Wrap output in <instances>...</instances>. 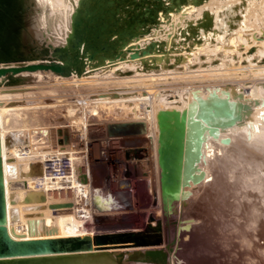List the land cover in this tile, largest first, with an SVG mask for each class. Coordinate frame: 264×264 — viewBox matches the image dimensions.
<instances>
[{
  "label": "bare ground",
  "instance_id": "6f19581e",
  "mask_svg": "<svg viewBox=\"0 0 264 264\" xmlns=\"http://www.w3.org/2000/svg\"><path fill=\"white\" fill-rule=\"evenodd\" d=\"M189 1L0 0V68L6 69L0 77L9 74L10 77L17 75L13 79L16 83H26L46 77L47 72L49 75L53 73L57 78L65 77L69 72L78 73L87 67L91 68L89 72L97 69L113 72L131 68L134 69V74L142 72L144 62L150 65L157 63L161 70L178 61L187 67L188 62L194 60L190 52L188 36L194 29L204 31L205 24L202 18H200L202 22L197 24L190 18V20L184 18L183 13H186L184 11L193 10ZM231 5L230 7L233 6ZM237 5L239 4L235 7H238ZM227 10L229 11L230 8L228 7ZM235 10L237 11L236 8ZM238 11V14H244L240 13L244 10L239 8ZM191 16L188 15V17ZM170 22H173V25L167 28ZM151 30L154 31L152 32L153 38L140 40L143 35L148 37ZM40 32L45 33L47 39H55L57 42L58 36L64 33L63 38L65 39L62 43L54 44L52 47L42 42L43 46H38L40 48L36 46L32 50L28 42L31 37L38 36ZM207 36V33L201 34L198 39H204ZM35 39L37 42V38ZM202 41L199 42L203 44ZM139 44L142 47L137 49ZM38 50L44 56H37L33 60L41 63L44 57L45 61L49 62L44 61V64L58 66L59 70L34 69L18 72L11 70L13 67L35 64L25 63V61L27 62L26 58L33 56ZM105 59L108 60L105 61L106 63L103 61ZM19 61L23 63L14 65ZM263 74L262 70L254 74H245L240 70L231 71L227 76L217 75L211 78L210 82H221L220 84L207 83L203 86L176 87L174 90L178 99L174 101L166 99L165 92L168 89L163 88L165 91L161 89L155 92L153 90L155 87L140 91V97H137L139 94L134 90L130 91L131 89L125 92L119 91L116 96L112 94V96H101V93L95 94V91L83 97H81L83 94L75 96L74 93H67V97L58 100L62 103L57 104V106H63V112L70 111L66 115L67 119L65 118L62 124L61 122L58 123L59 125L54 124L51 130L44 131L45 133L34 128L32 130L30 126L21 129V127L28 126L26 115H29V112L30 116L34 117L38 111L42 110L37 109L36 111L34 107L35 109L30 111L28 109L31 107L25 106L9 108L7 104L0 102V237L2 239L6 236L15 241H22L91 237L95 234H102L98 233L99 231H105L103 233L107 234L128 232L129 228L125 225L107 224V221L110 222L116 214H121L123 210L105 212L107 204L104 201L106 200L98 195L93 196L89 193V189V196L85 200L81 197L82 192L78 202L74 201V207L69 208L77 212L76 218L73 217L74 211V213L71 211L73 214L70 216L62 215L63 217L56 219L52 218L53 216L50 217L56 206H66L65 209L68 212L67 207L73 199L69 200L70 204H63L65 200L52 203L47 189L49 185L70 184V191L76 195L82 188L77 184L80 175L75 174L77 171L74 163L81 162L80 164L84 166V173L81 175L83 181L91 179L92 168L95 166L104 168L108 160L118 161L122 169L126 170L125 162L118 158L119 154L113 149L115 147L104 146L102 148L103 145L99 142L100 145L97 148L99 150L92 152L91 156L87 155V152L80 153L81 151L78 152L70 146L59 147L56 136L58 128L63 127L65 129L63 134H67L72 128L79 129L83 135L82 139L86 137L84 134L86 128L98 133L99 130H104L102 132L106 133L110 129L112 133L131 134L133 135L131 139L145 145L144 164L147 165V169L142 170L143 172H140L138 176L146 182L147 208L151 211L146 227L159 226L161 229L159 241L112 243L98 246L100 248L94 246L90 250L29 255L2 254L0 264H127L129 261H132L129 264H185L181 258L182 253L175 252L174 244L190 236L191 233L188 231L190 234H187L186 231L198 218L196 212L202 217L206 216L211 226L215 224L219 234L223 231V241L227 243L228 251L226 253L222 250L225 252L221 253V256L225 257L222 259L221 257L216 259L215 255L214 258L212 256L215 264L218 259L224 264H264V81H260L264 78ZM251 75L254 77L249 83L243 81L226 83L229 80H243ZM134 80L131 81L133 84L136 82L140 84L139 79ZM181 81L195 83L196 79L186 77ZM129 83L126 82L127 85L123 83L118 87L125 89L131 86ZM139 89L137 88V91ZM67 99L71 100V103L66 102ZM223 99H226L225 103ZM54 101L57 102L56 99ZM17 103L10 105H17ZM140 105L144 109L142 117L137 114ZM29 106H32L31 103ZM45 106H52V104ZM86 110L88 115H85ZM108 112H113L116 118H121L120 122L111 124L109 127L108 124L102 123L103 126L100 124L94 126L95 124L90 123V120H94L96 116L92 113ZM41 116H39L40 119ZM158 121L161 123L158 124ZM38 132L40 136L36 135ZM103 135L105 137L106 134ZM37 138L39 141L36 140ZM72 141L71 138L70 142ZM20 146H22L21 150ZM53 147L56 149L53 150ZM17 148L18 151H16ZM101 148L104 150H100ZM48 154L67 155L72 160V170L69 174L64 178L56 177L53 184H50L48 177L50 171L45 166ZM159 155L165 161L163 176ZM122 176L121 173L112 174L111 172L109 177L117 181L121 180ZM25 180L26 184L31 181L34 187L28 188L26 184L24 185ZM39 181H42V184L35 185ZM135 199L136 196L131 195L130 202L127 199L121 203L127 209L138 211ZM38 201L40 203H36ZM105 224L108 226L104 227ZM94 227L96 229L93 231ZM155 242L159 245H153ZM133 246L137 247L132 248ZM136 249H143V256H137L139 251H132ZM129 251L134 254L130 255Z\"/></svg>",
  "mask_w": 264,
  "mask_h": 264
},
{
  "label": "rangeland",
  "instance_id": "374dc122",
  "mask_svg": "<svg viewBox=\"0 0 264 264\" xmlns=\"http://www.w3.org/2000/svg\"><path fill=\"white\" fill-rule=\"evenodd\" d=\"M201 1L198 0V2H197V0H190L189 2H190V5L192 6L193 10L188 9V10L184 11L187 13V15H185L186 13H183L185 19L190 18L191 21H193L196 24L201 23L202 19H203V21H205L204 31H202L201 29H196V30L194 29L192 31V34H189V36H188L190 52L192 53L191 54L192 59H194V60L188 62L187 67H185L184 64H181L178 61L175 64H172V63L169 64L165 69L161 70V68L159 67V65L157 63L150 65L147 62H144L143 63L144 69L142 70L141 73L136 72V74H134V69H131V68H127L124 70H115L113 72L107 71V70L103 71V70H98V69L92 70L89 72V70H91V68L87 67L78 73L77 72L76 73L69 72L67 75H65V77L55 78L53 73H50V75H49L47 72V75H45L46 77L39 78L37 80H31L29 82L27 81L26 83H22V82L16 83V81L13 79L17 75H13V77H10V74H9L8 75L9 77L8 76H1L0 77V102L7 104L9 108L13 107V106L15 108H21V107L25 106V107H31L28 109L30 111L34 110L35 108H36V111H37V109L42 110V111L44 110V112L38 111V113H36L37 116L34 114L35 115L34 117L30 116V112H29V115H26V117H27L26 122H27L28 126L23 127V128L21 127V129L28 128L30 126L29 128L32 127L31 128L32 130L34 128L36 130L38 129V131H40V132L45 133L47 131L49 132V130H51L50 128L52 126H54V124L56 125L59 122H61V124H62L65 121V118L67 119L66 115H68L70 113V111L67 112V110H66L63 112V106H57V104L59 102L62 103V101H58V100H60L64 97H67L66 96V95H68L67 93H72V94L74 93L75 96H77V95L81 96V94H83L81 96V97H83V96H86L87 93H92V92L94 93V91H95V94L101 93V96H105V95L106 96H109V95L110 96H112V95L116 96V95H118L119 91L125 92V91L131 89L130 91L134 90L135 93L139 94V95H137V97H140L141 92L148 90V89H153L155 87L153 89V90H155V92H158V90H161V89L164 90L163 88H165V90L168 89L167 90L168 92L167 91L165 92V97L168 101H174V100L178 99V95L176 94V92L174 90L176 87L185 86V85L187 87L188 86H195V85L203 86V85H207V83H209V84H220L221 82H215V83L212 81L210 82L211 78L214 76H217V75L227 76L231 71L240 70L242 72H245V74H254V72H257L259 70H262L264 72V0H245V1L244 0L243 1L242 0H203L204 2L202 1V3L203 4L206 3L204 5L201 3ZM67 2H68V0H67ZM236 4H239L237 6L240 8V10H244V11H240V13L243 12L244 14H242V13H241V15L238 14L239 8L235 7ZM201 5L204 7H200ZM227 5H229L228 6L230 8L229 11L227 10L228 9ZM230 5L233 8L230 7ZM244 7H245V9H242ZM231 8L234 11H236L235 10V8H236L237 11L234 12ZM247 8H249V9H247ZM197 9L201 10L200 11L201 13L198 10L200 16H201V14H203L201 17L199 16ZM203 9H204V11L202 12ZM188 11L189 12L193 11V12L189 13ZM225 13H227V14H225ZM188 15L189 16L193 15V16L188 17ZM239 15H240V17H239ZM221 17H223V18H221ZM227 17H228V19H227ZM200 18H202V19H200ZM241 18H243V20ZM192 19H194L195 21ZM235 19H236V21H235ZM198 20H200V21H198ZM221 20H222V22H221ZM239 20H240V23H239ZM233 21H235V23ZM237 21H238V23H237ZM241 21H243L242 24L244 26H242ZM236 23H237V25H236ZM172 25H173V22H170L167 25V28H169ZM65 31L66 30L64 29V32ZM150 32L151 33L148 34V37H146L147 35L146 36L143 35L142 38H140V40H143L145 38H153L154 34H152V32H154V31L151 30ZM205 33L208 34V36L206 38L198 39V36H201V34H205ZM63 35H64V33L62 35L58 36V42H57V40H55V39H53V40L47 39L48 38L47 35L45 33L40 32V34L38 36L35 35L34 37H31L32 41L30 40L28 42V46L32 47L33 48L32 50H34L36 48V46L41 47V46H43L42 42H45V43H47V46L52 47V46H54V44L58 45V43L60 44L64 41L65 38H63ZM45 36H46V39H45ZM149 36H151V37H149ZM35 38H37V42H35V40H36ZM39 39H40V41H39ZM41 39H43V40H41ZM200 40H203L202 42H204V43L201 44V42H199ZM38 42H40V44ZM40 47H38V48H40ZM141 47L142 46L139 44L136 48L138 49ZM30 50H31V48H30ZM40 52L41 51L38 50L37 52H35V54L33 56H30L29 58L27 57L28 59L26 58L27 62L25 61V63H38V62H40V61L37 62V60H33L37 56H44L43 54H40ZM37 54H39V55H37ZM115 58H117V56ZM30 59H31V62H30ZM42 60H41V63H45L47 61V60L45 61L44 57H42ZM103 61H104V63H106L105 61H108V60L105 59ZM102 62H100V63H102ZM21 63H23V62L19 61L17 63H14V65L15 64L19 65ZM10 64L13 65V63H10ZM3 65H5V63ZM106 65H108V64H106ZM106 68H108V67H106ZM129 69H131V70H129ZM42 71H45V70H42ZM121 71H123V72H121ZM23 72L27 73L29 71H23ZM108 72H110V73H108ZM54 74H56V73L54 72ZM56 75H59V74L57 73ZM263 76H264V74H263ZM186 77H193L194 79H196V82L195 83H192L190 81L189 82L188 81L182 82L181 79L185 80ZM252 77H254V76L251 75L250 77H248L246 79L237 80V81L229 80L226 83L232 84L233 82L237 83L239 81H243L244 83H249V81L252 79ZM76 79H79V80H76ZM132 79L133 80L139 79L140 84H138V82H136V84H133ZM142 79H144V80H142ZM257 80H259V79H257ZM120 81H122V82H120ZM129 81H130V83H129ZM260 81H264V78L260 79ZM126 82H128L129 85L131 84V86L125 88L126 90L121 89L122 87H118V85L122 86L123 83H124V85H127V84H125ZM75 83H78V84L75 85ZM118 83H120V84H118ZM143 83L146 86L142 85ZM136 85L138 87H136ZM139 85L141 87L144 86V87H142L143 90L141 89V87ZM132 86H133V88H132ZM78 87H81V88L78 89ZM117 87H118V89H117ZM18 88H20V89H18ZM25 88H27V89H25ZM137 88L138 89L140 88V89L137 91ZM115 90H117V91H115ZM78 93H80V94H78ZM102 93H104V94H102ZM55 99L57 100L56 103L54 101ZM23 100L26 103H24ZM37 101H40V102H37ZM15 102L20 103V104L17 103V105L19 107L17 105H10V104H14ZM44 102H45V104H44ZM63 102H65V101H63ZM66 102L71 103V100L67 99ZM78 102H80V101L78 100ZM30 103L32 106H29ZM51 104H52V106H48V107L45 106V105H51ZM38 105H39V107H38ZM49 107H51V108H49ZM40 108H42V109H40ZM142 108H143L142 105L138 106L137 114L140 117H142V115H143L144 109H142ZM64 109H65V107H64ZM86 111H85V115H88V111H87V113H86ZM65 112H67V113H65ZM112 113L113 112L102 113V114L92 113V115H94V116L96 115V116L94 117L95 118L94 120H92V121L90 120V123L95 124L94 126H96L97 124L102 125V123L108 124V127L111 126V124L114 125V123L118 124L120 122L121 118H116L117 116L115 117V114L114 113L112 114ZM90 114L91 113H89V115ZM102 115H104V116H102ZM39 116H41V119ZM29 117H30V119H29ZM34 118H37V119H34ZM42 118H43V120L44 119L45 120L43 121ZM97 119H100L102 122L96 121ZM38 120H39V124H37ZM33 124H34V126H32ZM40 124H41V126H39ZM35 125L37 128L35 127ZM75 129L72 128V130L67 132V134H63V131H65L64 127L58 128V135L56 136L57 137L56 139L58 141V145L60 144L59 147L65 146V145L69 146L68 144H70L71 138L73 140L72 142H76L75 139H77L76 135L79 133V129H77V128H75ZM100 129L102 130L101 127H100ZM102 131H104V130H102ZM102 131L99 130V133L97 131L92 132V130H90V128H86L85 129L86 133H84V134H86V137L84 135L85 138L82 139L83 135H81L82 134L81 133L80 134L81 137H79V138L82 140V142H85V141H87V142L84 143L85 145H84V148L82 147L81 152L78 150L77 151L80 153L87 152V155L90 154L89 156H91L93 154L92 152H96L99 150L97 148L99 147L100 143H101V145H103L102 148H104V146H107V148L115 147L113 149L116 150L117 153L119 154L118 158L120 160L122 159L125 162L124 164L126 166V170L122 169V167L120 166L118 161L108 160L107 163H105L104 168H102L101 166L100 167L95 166V168H92L91 169L92 173H90L91 179L88 181H83L81 175L84 173V166L80 164L81 162L74 163L75 164L74 168H76L75 170L77 171V173L75 172V174L80 175L79 176L80 178L78 179L79 183L77 182V184H79L82 188H80L81 190L76 195L74 192L70 191V189H69L70 184L64 183V186H61V184H57L54 186L49 185L47 187V189H48V194H50V196L52 198V203H53V201L58 202L59 200H61V201L65 200V201H63L64 203L62 202L63 204H65V203L70 204L72 202L67 207L68 212L65 209L66 206H64V207H62L63 205H61V207L56 206L55 208H53V209H55L54 210L55 214L53 213L50 217L53 216L52 218L56 219L59 217H63L62 215L70 216L75 212V214H73L74 215L73 217L76 218L75 215L77 214V212L74 211V209H69V208L74 207V201L78 202L79 198L83 197L85 200L86 197L89 196L88 192L90 190L89 193H91L93 196L98 195V196H100L106 200L104 202H106V204L108 206L106 205V208L104 209L105 212L106 211L107 212L112 211V210L118 211V209L121 211L123 210V212H122L123 214L122 213L116 214V217L114 219L110 220V222L107 221V224L120 225V226L125 225L127 228H129V229H127L128 233H130L132 236H138V238L141 242L156 241V240L159 241L160 235H161L160 227L159 226H156V227H149L148 226V227H146V223L149 221V217H150L149 214L151 211L147 208L148 207L147 206L148 205V197H147L146 186H145L146 182L144 180L140 179L142 177L139 178V176H138L141 174L140 172H143L142 170L147 169V165L145 166V164H144V159L146 158V156H145V151H146L145 145L142 143H137V141H135L134 139H131V137L133 136L131 134H126V133L123 134L122 132L112 133L110 131V129H109V132L107 131L106 133L102 132ZM75 133H77V134H75ZM102 134H106L105 137H104V135L102 136ZM36 135L40 136L41 134L38 132ZM121 135H123V136H121ZM38 138L36 139L37 141H39V139H40V138L39 139ZM132 141H134V142H132ZM21 147L22 146H20V150H21ZM102 148L100 150H104ZM52 149L54 150V149H56V147H53ZM16 151H18V148L16 149ZM65 151H66V149H65ZM102 155H104V154H102ZM104 157L107 158V156H105V155H104ZM45 166H46V162H45ZM79 168H80V170H79ZM137 170H139V172ZM116 171H117V173H116ZM111 172H112V174L121 173L123 175L122 177H120L121 180L116 181L114 178L113 179L110 178L109 176H110ZM17 175L18 174L16 172L15 176L17 177ZM100 177H101V179H100ZM107 178H109V179L107 180ZM103 179L106 181H104ZM25 182H27V181L26 180L24 181V185L26 184ZM86 183H87V185H86ZM89 183H90V185H89ZM40 184H41L40 181L35 183V185H40ZM96 184H98V185H96ZM67 185H68V187H67ZM26 186L28 188H31V187H34V184L31 181H28ZM86 186H87V189H86ZM82 189H83V191H82ZM142 189H144V190H142ZM119 191H120V193H119ZM81 193H82V196H81ZM84 195H86V196H84ZM92 195H91V197H92ZM131 195L136 196L135 204L137 205V208L139 209L138 211H132L131 208L127 209V208L123 207V205L121 203L127 199H128L127 201L130 202L129 200L131 199ZM83 198H82V200H83ZM110 198H111V200H110ZM72 199H73V201L70 202L69 200H72ZM139 199H141V200H139ZM36 203H40V202L38 201ZM57 207H58V209H57ZM119 207L122 209H120ZM62 208H63V211H61ZM71 211L72 212L74 211V212L72 213ZM196 213L198 214V212H196ZM197 214H196V216L198 218L196 217L197 219L194 220V223L192 225L193 229L191 226V228H189L186 231L187 234L191 233L190 236L193 235V236H191L192 238H190V236L188 235L179 242L180 244L178 243V241L175 242L174 250L176 249L175 252H177L179 254L182 253L181 258H183V263L185 262V264H215V262H213L214 259H212V256L214 258V255H215L216 259L219 257H221V259H222L224 256H221V255L225 252L227 253V251H228L227 243H224V241H223V236H224L222 234L223 231L221 230L222 232H220L221 234H219V230L217 229L215 224L211 226L210 223L208 224L209 221H208V218H206V216L203 215V217H202L201 214H198V215ZM118 216H119V218H118ZM200 217H202V218H200ZM215 218H217V217H215ZM201 219H203V220L201 221ZM197 223H198V225H197ZM205 223L208 225H206ZM107 224H105L103 226L107 227L108 226ZM100 225H102V224H100ZM206 227H208V228H206ZM95 229L96 228L94 227L93 231ZM59 230H62V229H59ZM103 232H105V231H99L98 233H103ZM218 235H219V237H218ZM214 236L216 238H214ZM200 238H202V239H200ZM211 240H212V242H211ZM218 240H220V241H218ZM183 244H185V246ZM222 244H223V246H221ZM153 245H159V243L155 242V244H153ZM215 245H216V247H215ZM137 246H140V245H137ZM137 246H133L132 248L137 247ZM220 246H221V249H220ZM183 247H185V248H183ZM215 250L217 252H215ZM222 250H224L225 252ZM132 251L133 252L139 251L137 256H143V249H136V250H132ZM132 251H129L130 255L134 254V253H132ZM209 255H210V257H209ZM217 255H218V257H217ZM219 259H218L217 263L218 264H224V263H220L221 260H219ZM125 260H127V258ZM131 262L132 261H129L127 264H129ZM145 264H148V263H145Z\"/></svg>",
  "mask_w": 264,
  "mask_h": 264
},
{
  "label": "water",
  "instance_id": "95a60500",
  "mask_svg": "<svg viewBox=\"0 0 264 264\" xmlns=\"http://www.w3.org/2000/svg\"><path fill=\"white\" fill-rule=\"evenodd\" d=\"M34 69H51L59 70L58 66L48 65L44 63L28 64L24 66H17L11 68L12 71L18 72L21 70H34ZM6 71L0 68V75ZM226 99H223L225 103ZM228 110V107H227ZM228 114V113H227ZM161 123L158 121V124ZM161 129V128H160ZM160 149V146H159ZM187 149V148H186ZM159 163L162 169V176L164 175L165 161L159 155ZM188 179V177H187ZM141 242L138 236H132L130 233H102L95 234L91 237H60L50 239H34L15 241L9 237H0V255H29L40 254L48 252H61L68 250H84L100 248L98 246L112 244V243H127V242Z\"/></svg>",
  "mask_w": 264,
  "mask_h": 264
},
{
  "label": "built area",
  "instance_id": "2783aa9c",
  "mask_svg": "<svg viewBox=\"0 0 264 264\" xmlns=\"http://www.w3.org/2000/svg\"><path fill=\"white\" fill-rule=\"evenodd\" d=\"M81 132L79 130V133L76 135L77 140L76 142H70L68 144L70 147H73L74 149H77L78 151H82V147H84V142L79 138L81 137ZM48 160L46 161V167L50 171L48 174V177L50 178V184H53L52 182L56 177H66L69 172L72 170V160L71 157L67 155H55V154H48ZM64 181V180H63ZM42 184V181H40ZM40 184V185H41ZM76 196V195H75Z\"/></svg>",
  "mask_w": 264,
  "mask_h": 264
}]
</instances>
